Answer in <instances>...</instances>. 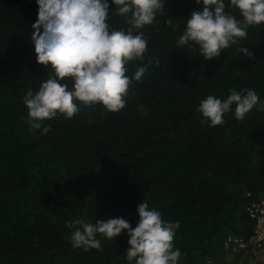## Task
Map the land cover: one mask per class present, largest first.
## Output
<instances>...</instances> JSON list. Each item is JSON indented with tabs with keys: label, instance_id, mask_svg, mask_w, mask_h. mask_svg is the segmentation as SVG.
Instances as JSON below:
<instances>
[{
	"label": "trees",
	"instance_id": "1",
	"mask_svg": "<svg viewBox=\"0 0 264 264\" xmlns=\"http://www.w3.org/2000/svg\"><path fill=\"white\" fill-rule=\"evenodd\" d=\"M199 8L194 0H166L143 29L145 62L159 63L133 82L125 108L81 106L70 119L45 120L51 130L41 134L29 130L23 104L51 73L36 63L30 42L37 5L0 0V264H128L123 232L112 240L98 235L101 249L85 252L72 247L66 224L123 217L135 227L142 200L179 221V264L222 262L226 237L251 233L246 206L264 195V111L253 108L243 120L226 113L224 124L209 127L197 107L229 89L252 88L264 100V29L249 27L238 45L204 61L195 48L176 47ZM109 22L127 27L115 6ZM140 63L130 62L127 74Z\"/></svg>",
	"mask_w": 264,
	"mask_h": 264
},
{
	"label": "clouds",
	"instance_id": "2",
	"mask_svg": "<svg viewBox=\"0 0 264 264\" xmlns=\"http://www.w3.org/2000/svg\"><path fill=\"white\" fill-rule=\"evenodd\" d=\"M200 5L187 16L177 48H195L204 61L218 58L225 49L246 38L249 27L264 29V0H194ZM37 16L31 25L30 42L36 63L51 73L34 92L27 91L23 104L27 108L29 130L46 134L58 115L72 118L81 106L101 105L108 112H119L133 82H139L156 58L145 62L147 26L163 14L166 0H35ZM122 17L126 28L113 29L111 12ZM227 9L238 10L237 18ZM171 25L172 21H166ZM238 51L253 59L249 47ZM140 61L128 75L129 63ZM69 82L71 87H69ZM234 106V107H233ZM255 108L264 111L252 88L229 89L225 98L208 95L197 111L202 123L209 127L224 124L231 113L243 120ZM135 227L123 217L96 219L94 223L77 219L66 224L74 229L70 241L73 248L101 249L98 235L112 240L122 232L127 236L125 259L128 264H179L181 250L174 238L179 221H167L155 208L143 201L136 208Z\"/></svg>",
	"mask_w": 264,
	"mask_h": 264
},
{
	"label": "built area",
	"instance_id": "3",
	"mask_svg": "<svg viewBox=\"0 0 264 264\" xmlns=\"http://www.w3.org/2000/svg\"><path fill=\"white\" fill-rule=\"evenodd\" d=\"M248 217L253 222L247 237H226L222 262L206 259L204 264H264V195L250 201L246 206Z\"/></svg>",
	"mask_w": 264,
	"mask_h": 264
}]
</instances>
